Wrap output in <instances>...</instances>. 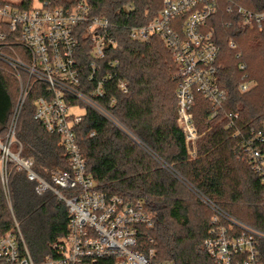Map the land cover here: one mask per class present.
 <instances>
[{
  "label": "trees",
  "instance_id": "trees-1",
  "mask_svg": "<svg viewBox=\"0 0 264 264\" xmlns=\"http://www.w3.org/2000/svg\"><path fill=\"white\" fill-rule=\"evenodd\" d=\"M92 4L96 15L109 19L110 34L116 40V46L107 49L103 59L109 70L113 62V80L107 82L106 94L98 102L126 131L87 109L76 129L87 171L100 190L145 202L154 225L141 228L142 251L155 249L158 260L173 264H215L204 247L213 211L193 200L181 181L156 158L224 211L264 231V186L241 151L240 137L229 128V115L238 117L236 127L243 132L260 127L264 121V24L261 29H249L236 13L240 6L264 12V0H218V11L208 21L219 47L218 81L228 91V101L216 117L210 118L211 104L196 92L193 113L198 131H209L198 140L195 160L188 153L177 121V68L172 53L158 36L145 43L130 37L131 27L158 17L163 0H92ZM231 41L235 49L230 47ZM241 64L246 65L245 70L240 69ZM245 73L257 85L242 93L239 85ZM119 79L128 83L126 94L117 89ZM43 89L44 85H36L26 100L16 136L23 145L22 156L34 162L38 174L50 179L51 168L68 169V157L60 137L34 119V102ZM19 90L17 79L0 68L1 141L12 121ZM10 171L9 195L0 174V237L14 226L15 217L33 261L42 264L54 255V245L68 235V208L51 191L39 195L37 183L29 181L25 171L12 166ZM198 207L205 208L203 214ZM260 248L264 261V240Z\"/></svg>",
  "mask_w": 264,
  "mask_h": 264
},
{
  "label": "built area",
  "instance_id": "built-area-1",
  "mask_svg": "<svg viewBox=\"0 0 264 264\" xmlns=\"http://www.w3.org/2000/svg\"><path fill=\"white\" fill-rule=\"evenodd\" d=\"M218 8V0H163L158 17L130 28L132 40L145 43L158 36L173 55L177 121L193 157L200 139L193 113L196 92L211 104L210 118L216 117L228 101V91L218 81L219 47L208 26ZM93 9L92 0H39L38 5L33 0H0V68L7 69L20 88L8 132L4 141L0 140L2 184L9 195L12 166L37 183L39 195L51 191L66 204L68 235L54 245V255L42 264H173L158 260L155 249L144 252L139 248L141 228L154 225L145 202L100 190L81 152L76 129L87 109L120 125L98 102L106 94L107 82L113 80V62L109 70L103 59L107 49L116 46V40L110 34L109 19L96 15ZM236 13L245 27H263L264 12L240 6ZM230 47L236 48L234 41ZM240 69L245 70L246 65L241 64ZM243 78L239 89L245 93L254 85L247 73ZM36 85H44V89L34 102V119L60 137L68 157V169L51 168L50 179L38 174L34 162L22 156L23 145L16 136L19 116ZM117 89L126 94L128 83L119 79ZM75 110L81 113L75 114ZM229 117V128L240 137L241 151L264 186V121L260 127L243 132L236 127L238 117ZM201 197L214 213L204 247L215 264H264L260 248L264 231ZM0 264H35L15 217L14 226L0 237Z\"/></svg>",
  "mask_w": 264,
  "mask_h": 264
},
{
  "label": "rangeland",
  "instance_id": "rangeland-1",
  "mask_svg": "<svg viewBox=\"0 0 264 264\" xmlns=\"http://www.w3.org/2000/svg\"><path fill=\"white\" fill-rule=\"evenodd\" d=\"M11 1H14V2H18V1H21V0H11ZM33 2H34V5H38L39 4V0H33ZM252 82H253V85H254V87L257 85V82H256V80L254 79V80H252ZM253 87V88H254ZM177 102V101H176ZM74 113L75 114H79V113H81V111L80 110H75L74 111ZM119 128H121L122 130L124 129L121 125H117ZM125 130V129H124ZM126 131V130H125ZM209 130H205V131H202V133H200V139H201V137L203 136V135H205L207 132H208ZM131 137H133L132 135H131ZM134 138V137H133ZM199 139V140H200ZM191 157V159L192 160H195L196 158H198V143H197V154H196V156H190ZM157 160H158V162L161 164V166L162 167H164V168H166L167 170H169L170 172H172L173 174H174V176H176L180 181H181V183L184 185V187L194 196L193 198V200H199V202L201 203V204H204L205 206H208L206 203H205V201L202 199V194H200L199 193V191H197L191 184H189L187 181H185L181 176H179L174 170H173V168L172 167H168V165L164 162V161H162V160H160L159 158H156ZM209 207V206H208ZM201 208H203V210L202 209H200V207H198V209H200V213H202L203 214V212H204V210H205V208L204 207H201ZM202 211V212H201ZM193 222H195V221H193Z\"/></svg>",
  "mask_w": 264,
  "mask_h": 264
}]
</instances>
